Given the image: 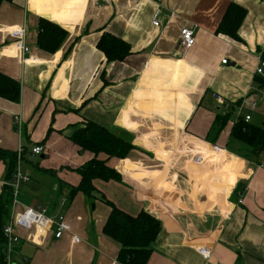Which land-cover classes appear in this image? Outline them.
Instances as JSON below:
<instances>
[{
	"label": "crops",
	"instance_id": "0c3cea01",
	"mask_svg": "<svg viewBox=\"0 0 264 264\" xmlns=\"http://www.w3.org/2000/svg\"><path fill=\"white\" fill-rule=\"evenodd\" d=\"M230 5L245 10L238 40L217 33ZM41 19L67 32L55 53L37 47ZM184 27L195 42L182 55ZM14 29H23V37H13ZM103 33L125 41L131 54L107 63L97 49ZM263 53L264 0L2 3L0 73L19 83L20 101L0 98V148L23 146L21 171L29 177L14 214L40 206L67 226L58 239L53 227L40 234L15 226L20 241L12 264H116L119 245L102 234L109 208L101 195L129 215L143 211L159 221L147 264H264V152L243 157L230 141L232 126L246 116L263 127L264 88L255 75ZM226 114L211 142L216 117ZM85 120L136 147L125 159L98 156L122 180H94L93 205L81 193L66 201L68 186L80 182L76 170L93 157L67 138ZM37 145L38 163L30 151ZM4 181L0 161V193Z\"/></svg>",
	"mask_w": 264,
	"mask_h": 264
},
{
	"label": "trees",
	"instance_id": "16d2710c",
	"mask_svg": "<svg viewBox=\"0 0 264 264\" xmlns=\"http://www.w3.org/2000/svg\"><path fill=\"white\" fill-rule=\"evenodd\" d=\"M12 0H0V6L4 2ZM245 16V10L236 5H230L221 20L217 33L226 35L238 40L237 29ZM67 38V32L58 25L41 19L38 24L36 38L37 47L49 54L60 49ZM97 49L104 55L107 63L124 60L131 54L129 45L122 39L109 33H103L97 42ZM264 60V53L262 54ZM261 87L264 88V80ZM0 98L12 102L20 101V85L17 81L0 73ZM229 114L217 116L209 132L212 137L211 142L219 135L223 129ZM71 133L67 136L69 141L76 145L81 151L89 152L93 157L76 170L80 176L77 186H68L67 202L81 193L94 204L93 186L94 180L104 182H121V175L107 165V160L125 159L128 154L136 149L132 142L124 136H119L105 127L92 121L85 120L81 125L71 127ZM51 132V129L48 131ZM230 141L236 147L235 153L243 156H257L260 148L264 152V127L252 126L248 122L239 119L231 129ZM26 151L21 156L25 160ZM99 155H104L105 160L98 159ZM0 161L5 165V181L0 193V264H4L2 246L4 244L3 228L10 217V207L13 200V190L9 185L12 181L16 169V152L3 150L0 148ZM47 174L52 175L50 171ZM64 183L59 185L60 192ZM100 200L109 208V214L102 228V234L119 245L116 257V264H147L151 255V245L155 242L161 226L159 221L150 214L140 211L132 216L118 209L113 203L106 200L101 195Z\"/></svg>",
	"mask_w": 264,
	"mask_h": 264
},
{
	"label": "built area",
	"instance_id": "2783aa9c",
	"mask_svg": "<svg viewBox=\"0 0 264 264\" xmlns=\"http://www.w3.org/2000/svg\"><path fill=\"white\" fill-rule=\"evenodd\" d=\"M159 12L156 11L154 18H153V25L158 26L157 16ZM24 30L23 29H14L11 31V35L17 39L23 37ZM195 42L194 32L189 27H184L180 31V39H179V50L182 55H184L193 45ZM17 48L22 52V54H25L29 51L27 47H25L22 42L17 43ZM222 64H226V61L223 60ZM255 75L258 77H261L264 79V60L262 58H259L258 65L255 69ZM262 97H264V89L262 91ZM215 100L222 104H225L224 100L219 96H214ZM250 117L246 116L244 121L249 122ZM42 147L37 145L31 148V154L32 155H39L42 153ZM23 146H19L16 155H17V162H16V169L14 172V175L12 177V181L9 184L13 190V200L10 207V217L3 228V236H4V244L2 249L4 264H12V257L15 253L16 246L18 245L20 238L15 233L14 227L18 226L25 230H30L32 228H35L36 231L40 234H43L46 229L49 227H53L54 229V237L56 239L60 238L64 231L67 230V226L64 222V218L62 215H57L55 217L49 216V212L46 208L43 207H25L24 210L15 215L14 214V208L16 205L19 204L18 201V195H19V189L21 184L27 183L29 181V177L22 173L21 171V165H22V154H23ZM264 168V166H263ZM66 201L62 200V204H64ZM74 241H77V237L73 238ZM199 253L203 255L204 257H208L209 253L205 249H200Z\"/></svg>",
	"mask_w": 264,
	"mask_h": 264
},
{
	"label": "rangeland",
	"instance_id": "374dc122",
	"mask_svg": "<svg viewBox=\"0 0 264 264\" xmlns=\"http://www.w3.org/2000/svg\"><path fill=\"white\" fill-rule=\"evenodd\" d=\"M71 130V127L68 129V131H70ZM236 147L237 146H234V148L236 149ZM261 158H264V153H262V155L260 156ZM32 160H37V163L40 161V157L39 156H37V157H34V158H31ZM34 164V163H33ZM22 167H23V165H21ZM26 168L27 169H31V171L33 172V167L31 166V165H26ZM51 213V212H50ZM49 213V216H51V217H54L55 216V213L53 214H50ZM62 213H64V212H62ZM113 243H115V242H113Z\"/></svg>",
	"mask_w": 264,
	"mask_h": 264
},
{
	"label": "water",
	"instance_id": "95a60500",
	"mask_svg": "<svg viewBox=\"0 0 264 264\" xmlns=\"http://www.w3.org/2000/svg\"><path fill=\"white\" fill-rule=\"evenodd\" d=\"M263 127H264V124H263ZM261 153V149L259 148L258 150H257V154L259 155Z\"/></svg>",
	"mask_w": 264,
	"mask_h": 264
}]
</instances>
